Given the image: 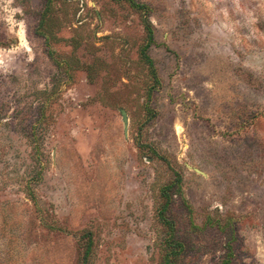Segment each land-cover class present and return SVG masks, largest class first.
I'll return each instance as SVG.
<instances>
[{"label": "rangeland", "instance_id": "obj_1", "mask_svg": "<svg viewBox=\"0 0 264 264\" xmlns=\"http://www.w3.org/2000/svg\"><path fill=\"white\" fill-rule=\"evenodd\" d=\"M134 1L0 0V264H264V0Z\"/></svg>", "mask_w": 264, "mask_h": 264}, {"label": "trees", "instance_id": "obj_2", "mask_svg": "<svg viewBox=\"0 0 264 264\" xmlns=\"http://www.w3.org/2000/svg\"><path fill=\"white\" fill-rule=\"evenodd\" d=\"M125 1L129 2L132 5V7L139 9L142 12H146V10H147V7L145 5L137 4L134 0H125ZM145 15L147 16L146 13H145ZM143 23H144L145 30L147 31V37H148L149 43L142 50L141 56H142L143 60L145 61V63L148 65V67L151 69L150 72H152L153 75L155 76V78H157L152 58L150 57V55L148 53L150 46L155 42L154 28H153V25H152V23L148 17H145V19L143 20ZM157 80H158V78H157ZM162 218L164 221L165 220L164 217H162ZM172 246L174 247L173 244H172ZM176 256H177V253L175 251L173 253H171V257L175 258ZM169 262H170V256L167 257L166 264H168Z\"/></svg>", "mask_w": 264, "mask_h": 264}, {"label": "water", "instance_id": "obj_3", "mask_svg": "<svg viewBox=\"0 0 264 264\" xmlns=\"http://www.w3.org/2000/svg\"><path fill=\"white\" fill-rule=\"evenodd\" d=\"M122 115H123V120L125 122V128H126V132H127V128H128L127 114L125 111H122Z\"/></svg>", "mask_w": 264, "mask_h": 264}, {"label": "clouds", "instance_id": "obj_4", "mask_svg": "<svg viewBox=\"0 0 264 264\" xmlns=\"http://www.w3.org/2000/svg\"><path fill=\"white\" fill-rule=\"evenodd\" d=\"M248 16H249V18L251 19V17L253 16V13L252 12H249L248 13ZM254 22V21H253Z\"/></svg>", "mask_w": 264, "mask_h": 264}]
</instances>
